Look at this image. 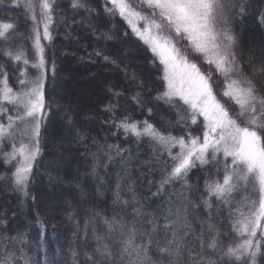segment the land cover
I'll use <instances>...</instances> for the list:
<instances>
[{"label": "trees", "instance_id": "trees-1", "mask_svg": "<svg viewBox=\"0 0 264 264\" xmlns=\"http://www.w3.org/2000/svg\"><path fill=\"white\" fill-rule=\"evenodd\" d=\"M72 3L73 0L52 1L51 39L43 42L46 76L40 117V152L33 161L24 191L12 183L15 162L5 163V154L13 150V141L0 142V177H5L0 179V256L7 246V251L16 255L23 249L30 264H93L87 256L95 252L96 237L102 236L109 243L119 237L118 232L112 238L107 236L105 220L123 223L125 237L135 228L138 242L142 234L146 236L153 228L150 222L155 221L161 230L153 233L154 239L159 238L163 243L165 217L175 221L179 212L181 223L186 222L191 233L182 250V264H188L189 252L200 251L198 237L202 231L210 238L209 223L214 226L213 234H219V247L212 259L217 264H230L227 257L220 258L227 247L235 246L240 238L232 231L228 209L221 207L214 197L209 198L206 191V181L215 180L217 176L222 180L224 159L219 156L218 165L210 162L201 166L197 162L187 177L164 185L160 190L165 169L170 171L173 164L168 151L147 137L125 134L117 125L125 117L141 128L147 121L162 134L175 137L197 136L203 125L200 120L196 124L190 119L179 121L175 108L155 99L164 91V82L160 79L162 67L119 15L113 17L105 11L110 4L105 0H81L84 6L73 8ZM234 3L237 7L232 10L228 26L236 36V68L242 70L235 75L242 79L250 77L249 67L253 68L245 55L251 56L249 52H253L252 56H258V50L264 49V0H234ZM19 7H15L12 0L0 2V23L14 24L8 44L14 52L23 50L29 60L25 65L23 60L13 62L0 55V77L7 72L9 86L16 91L21 88L19 73L36 61L32 44L34 25ZM117 43L121 45L118 47ZM3 48L4 44L0 43V49ZM126 50L129 51L127 62L122 60ZM189 53L201 71L211 76L213 90H216L219 79L214 70L200 57ZM244 60L248 65H244ZM69 61L77 66L76 79L70 82L66 75L74 69L67 66ZM92 72H96L95 75ZM95 78L99 82L106 79L102 90ZM253 78L258 85L257 91L264 93V77ZM137 96L140 103L133 99ZM65 101H72L75 110L66 109ZM223 102L227 105L226 100ZM110 107L111 110H106ZM7 108L12 106L7 105ZM64 112L66 117L61 119ZM10 114L14 115V110L0 116V124L7 125ZM236 114L231 111V115ZM66 122L74 126L78 135L77 139L70 138L73 142L69 145L65 142ZM262 142L264 146V136ZM15 143L19 145V138ZM172 152L175 154L178 149ZM52 161L56 162L53 167L50 166ZM50 176L58 182L49 180ZM67 183L70 186L66 189L63 185ZM250 184L248 193L255 196ZM244 194L241 191L236 200ZM204 199H210L213 206L211 217ZM47 204L52 205L48 207ZM233 206H236L235 201ZM21 212L26 214L24 218ZM152 248L155 252V243ZM157 256L158 253L153 259ZM17 264L24 262L19 260ZM101 264L108 262L101 261ZM231 264H253V258L249 256ZM255 264H264V240H261Z\"/></svg>", "mask_w": 264, "mask_h": 264}, {"label": "snow or ice", "instance_id": "snow-or-ice-1", "mask_svg": "<svg viewBox=\"0 0 264 264\" xmlns=\"http://www.w3.org/2000/svg\"><path fill=\"white\" fill-rule=\"evenodd\" d=\"M105 3L111 5L105 11L113 17L119 15L162 66L160 79L164 81V91L155 99L175 108L179 121L190 119L192 124H196L198 117H203L204 120L202 137L191 134L187 137L166 136L147 121L143 122L141 128L127 117L117 127L125 134L137 138L147 137L166 148L173 164L170 171L165 169L166 175L162 179L160 190H163L164 185L187 177L197 162L201 166L210 162L218 165L222 154L223 178L221 180L217 176L215 180L206 181V191L209 198L214 197L221 207L228 209L232 231L240 240L235 246H228L220 259L227 257L231 264L232 261L242 262L250 256L255 264V257L261 250V240H264V146L261 145L264 136V93L257 91L253 77L264 76V63L254 67L251 77L231 78L232 73L242 71L236 68V36L228 26L232 10L237 5L234 0H136V3L132 0H105ZM21 4L35 25L33 46L39 63L32 66L39 70L44 66V48L38 29L42 24L43 39H51L49 29L52 23V0H39V21L32 14L33 0H14L15 7ZM83 6L81 0H73V8ZM239 7L241 11L244 10L243 5ZM13 31V23H0V43L4 44L0 55L13 62L23 60L27 65L29 60L24 51L14 52L8 44ZM182 41H187V45L182 47ZM189 49L202 56L205 63L214 66L229 81L225 84L223 95L238 107L239 111L235 116L217 99L210 83L211 76L205 75L198 64L189 58ZM108 59L105 57V60ZM249 63L254 64V61ZM20 75L26 76V73L22 71ZM132 78L135 79L134 74ZM42 80L41 75L33 87L14 91L9 86L7 72L0 77V116L13 110L15 113L8 115L7 125L0 124V142L8 139L13 141V150L5 154V163L15 162L12 183L20 191L26 189L33 161L40 152L39 114L44 108ZM27 83L26 79L19 81L21 86ZM133 99L140 103L138 96ZM5 105H11L12 108ZM106 110H111V107ZM151 111L149 109V114ZM17 138L18 146L15 143ZM174 148L179 149L175 154L172 152ZM219 171L217 167V173ZM253 178L255 184L252 185V192L255 196L248 193V186ZM241 191L245 194L240 200H236ZM234 201L236 206H233ZM203 203L211 217L213 206L210 199H204ZM169 214L171 215V209ZM176 215L175 221H169L165 217L162 225L163 243L159 238L154 239L153 233L158 234L161 230V226L155 221L150 222L153 228L146 236L142 234L138 242L135 228L130 229L125 237L126 226L123 223L105 220L107 236L112 238L118 232L119 237L109 243L98 235L95 252L89 254L87 260L93 264H101V261H107L108 264H182V250L186 248L191 233L188 231V224L181 223L179 212ZM214 231V226L209 223L210 238H206L201 232L198 237L200 251L189 252L188 264H217L212 259V254L219 247V234L214 235ZM5 249L4 255L0 256V264H17L19 260L30 264L23 249L19 255L7 251V246ZM157 253L158 256L153 259Z\"/></svg>", "mask_w": 264, "mask_h": 264}, {"label": "rangeland", "instance_id": "rangeland-1", "mask_svg": "<svg viewBox=\"0 0 264 264\" xmlns=\"http://www.w3.org/2000/svg\"><path fill=\"white\" fill-rule=\"evenodd\" d=\"M53 1V0H52ZM12 3L14 4V0H12ZM21 10H23V11H25V9H24V7H23V5L21 4L20 5V7H19ZM26 12V11H25ZM26 14H27V16H28V18H27V20L29 21H31V24H33L34 25V23H33V20L31 19V16H30V14L29 13H27L26 12ZM32 14H34L36 17H37V20L39 21L40 19H41V9H40V7H39V0H33V13ZM86 20H88L87 18H86ZM34 27H35V25L34 26H32V40L34 39V33H33V29H34ZM131 29V28H130ZM39 32H40V34H41V45H42V47H43V42H45L46 40H44L43 39V27H42V24L40 25V27H39ZM50 30V29H49ZM44 40V41H43ZM33 44V43H32ZM116 45H118V47L121 45L120 43H117ZM187 45V41H182L181 42V46L183 47V46H186ZM262 47V46H261ZM122 47H120L119 49H121ZM33 49H34V52H35V57H36V61L33 63V64H38L39 63V57H38V55H37V53H36V50H35V48H34V46H33ZM189 51L192 53V54H194L195 56H197V57H200L201 59H202V62L204 63V64H207V63H205V61H204V58L202 57V56H199V55H197L196 53H194V52H192L191 51V49H189ZM127 53H129V51L128 50H126V52L122 55V60H124V61H126V58H128V56H127ZM249 53H251V56H250V54L249 55H245L246 56V59L248 60V62L249 61H254V64H253V68L251 67V69H250V67H249V71L251 72V74L253 73V71H254V67L255 66H258V65H260V64H262V63H264V49H259L258 50V56H252V55H254L253 54V52H249ZM256 53V52H255ZM190 58V57H189ZM43 59H44V66H43V68L42 69H37V68H34L32 65H30V66H28L26 69H24L23 70V72H25L26 73V76H21L20 75V73L22 72V70H21V72L19 73V77H21V79H26L27 81H28V83L26 84V85H24V86H21V88H20V90H26V88H29V87H33L34 86V82H36L37 81V79L39 78V77H41V75H42V77H43V80H42V83L44 84V81H45V76H46V63H45V58H44V52H43ZM127 62V61H126ZM208 65V67L209 68H211L212 70H214V72L216 73V77H218V79H219V83H218V86H217V89L216 90H213L214 91V93L216 94V96H217V99L222 103V104H224V102H223V100H226V102H227V105L226 104H224L225 105V107L226 108H228V110H229V112H230V114H231V111H235V112H237L238 113V111H239V109H238V107L229 99V98H227V97H225L224 95H223V92H224V90H225V84L227 83V82H229L228 80H226V78H225V76L224 75H222L221 73H219V72H217V70H216V68L214 67V66H212V65H209V64H207ZM244 65L246 66V65H248L247 63H246V61L244 60ZM67 66L69 67V68H71V69H74V70H72V73L71 74H69V73H67L68 75H66V78H67V80L70 82V81H72L73 80V78L74 79H76V70H75V68L77 67L76 66V63L74 62V61H69L68 63H67ZM162 67V66H161ZM30 69H33V71H31ZM91 73V72H90ZM94 75H95V73L96 72H92ZM111 72H109L108 71V74H110ZM87 74H89V73H87ZM234 75H235V72L233 73ZM233 74H231V78H233V79H235V78H241V77H239V76H237V75H235V76H233ZM251 74H250V77H251ZM78 75V74H77ZM96 77V76H95ZM264 77V76H263ZM70 78V79H69ZM72 78V79H71ZM98 78V77H97ZM97 78H95V79H97ZM109 79V78H108ZM243 79V78H242ZM19 80H20V78H19ZM104 81L102 82H99V80L97 79V80H95V83L99 86V88L102 90V87L104 88L105 87V84H106V79H103ZM132 79L130 78L129 79V81H131ZM74 81V80H73ZM124 81H125V79H124ZM164 82V81H163ZM210 83H211V85H212V81L210 80ZM263 84H264V79H263V82H262ZM96 85V86H97ZM258 86V85H257ZM212 87H213V85H212ZM13 88V87H12ZM13 90L14 91H16V89H14L13 88ZM20 90H18V91H20ZM258 92H262L261 90L260 91H258ZM42 93H43V88H42ZM44 96V95H43ZM64 105H65V107H66V109H69V110H71V109H73V110H75V107H73L74 106V103L72 102V101H70V103H68V101H65V103H64ZM8 106H11V105H8ZM5 107H7V105H5ZM76 109H77V107H76ZM42 113H43V110H42V112L39 114V117H41L42 116ZM82 113V112H81ZM82 116V115H81ZM66 117V112H64L63 114H61L60 115V118L61 119H64ZM84 118V117H83ZM200 120V123H202V125H203V130H202V132L198 135V134H196L198 137H202L203 136V131H204V120H203V117H198V120H197V122ZM65 127L67 128V130H66V136H65V142H66V144L67 145H69L70 143H72L73 142V140H70V138L71 137H73V139H74V137H75V139H77L78 138V135H76V130L74 129V126L70 123V122H66L65 123ZM66 145V146H67ZM261 145L263 146V142H262V139H261ZM56 147H57V144L56 143H54V149H56ZM178 149V148H177ZM57 151H58V149H57ZM178 151H179V149H178ZM220 156L222 157V159H224L223 158V155L222 154H220ZM56 162H51L50 163V166L51 167H53V166H55L54 164H55ZM49 180H54V181H56L57 179H55L54 177H52V176H50L49 177ZM93 180H95L94 178H93ZM49 182V181H48ZM56 182H58V180L56 181ZM253 184H255V179L253 178L252 179V181H251V186L253 185ZM50 185V184H49ZM64 186V188H68V186H70V183L68 184H64L63 185ZM49 188V186L47 187V189ZM48 194L51 196V190L50 189H48ZM81 195V194H80ZM97 195L99 196V193L97 192ZM83 195H81L80 197H82ZM50 203H52V202H50ZM63 204H66V201H64L63 202ZM6 205H8V204H6ZM20 205V207H22L23 208V205L22 204H19ZM48 205V207L49 206H51L52 204H47ZM2 208V207H1ZM21 215H22V217L24 218L25 216H26V214L25 213H23V212H21ZM68 220V219H67Z\"/></svg>", "mask_w": 264, "mask_h": 264}]
</instances>
